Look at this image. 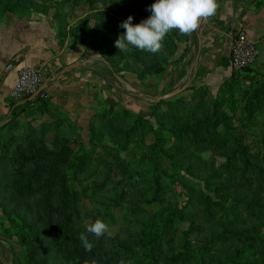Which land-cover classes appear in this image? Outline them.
<instances>
[{"label":"rangeland","instance_id":"374dc122","mask_svg":"<svg viewBox=\"0 0 264 264\" xmlns=\"http://www.w3.org/2000/svg\"><path fill=\"white\" fill-rule=\"evenodd\" d=\"M154 2L0 0V20L48 18L59 43L93 47L114 75L135 78L134 87L125 86L126 96L151 104L143 114L118 106L103 118L92 117L86 129L60 109L40 104L0 124V262L126 264L129 253L139 256L141 229L159 222L165 235L156 264H197L193 258L173 263L170 255L204 242L228 263L264 264V61L246 76L231 69L218 84L154 97L150 76H160L180 57L190 36L173 30L158 54L115 47L124 33L119 25L129 16L133 24L147 19ZM168 94L173 96L163 99ZM138 116L144 122L136 128ZM170 209L183 218L176 212L173 222L160 221ZM12 217L29 229L26 245ZM97 219L108 225L98 239L86 231ZM81 233L94 244L91 252ZM113 252L119 261L107 263Z\"/></svg>","mask_w":264,"mask_h":264},{"label":"crops","instance_id":"0c3cea01","mask_svg":"<svg viewBox=\"0 0 264 264\" xmlns=\"http://www.w3.org/2000/svg\"><path fill=\"white\" fill-rule=\"evenodd\" d=\"M218 4L216 15L202 22L179 49L180 57L176 56L160 76H150L149 81L156 82L154 97L164 90L181 92L227 80L232 71L228 60L230 44L239 30H244L256 43L258 60L264 61V0H218ZM15 54L21 57L22 66L40 72L41 87L45 86L43 98L80 128L86 129L91 118L109 105L114 110L123 106L139 114H143L141 110H150L151 104L143 103L144 107L125 95V86L134 87L133 76L125 72L120 73L121 77L114 75L93 47L59 43L50 20L31 15L0 20V124L10 119L9 93L16 69L6 70V65Z\"/></svg>","mask_w":264,"mask_h":264},{"label":"clouds","instance_id":"9594fccd","mask_svg":"<svg viewBox=\"0 0 264 264\" xmlns=\"http://www.w3.org/2000/svg\"><path fill=\"white\" fill-rule=\"evenodd\" d=\"M218 0H155L147 11L151 15L140 23L133 24V17L129 16L119 26L124 33L115 41V47L121 52H128L132 48L151 54L162 52L165 37L177 30L181 35L191 36L201 23L216 15ZM87 233L97 239L108 231V225L101 219L88 225ZM85 251L91 252L94 244L84 233L79 236ZM84 264H97L95 259L86 260ZM119 264H124L120 261Z\"/></svg>","mask_w":264,"mask_h":264},{"label":"trees","instance_id":"16d2710c","mask_svg":"<svg viewBox=\"0 0 264 264\" xmlns=\"http://www.w3.org/2000/svg\"><path fill=\"white\" fill-rule=\"evenodd\" d=\"M107 61V60H106ZM251 69V68H250ZM250 69H248L247 73H243V72H238L244 76L249 75L250 73ZM136 74V73H135ZM43 94V91L40 92V94L32 101H25L24 103H18L17 101L12 100L10 103V119L11 117H13L18 110H20L21 108H25L27 106H31L34 104H40L42 109H45L46 106L50 105L55 109H58L55 105H52L51 103L48 102V100L44 99L41 95ZM160 104H162V102L160 103H156L154 105H152V109H151V114H155L156 113V109H158V107L160 106ZM114 109V106L111 105L109 108H107V110L103 111L101 114L99 113L94 115V120L97 118H103L107 115H110L112 113ZM10 119L7 121V123L10 121ZM144 122V119L140 116L137 117V121H136V128H139V124H142ZM5 123V124H7ZM92 124V122L90 123ZM149 133L151 134L152 131L150 130ZM155 135V140L157 142V140L160 139V137H158L157 134ZM27 160H34L32 157L28 158ZM39 171L38 172H34L31 176H28L26 178V182L27 184H29L30 181H35L37 180V177L39 176ZM69 191L71 192V194H73V189L71 187H69ZM76 195V194H74ZM71 202H75V201H71ZM178 213V218L182 219L183 216L181 214H179V211L176 210H169L167 213L168 215L164 216L160 215L159 219L160 221L166 222L167 220H169V222H173V220H171V218L175 215V213ZM165 218V219H163ZM11 220L15 221V225L17 226V230H18V238L21 242L22 245H26L27 240L29 238V229H27L25 227V225L19 221L17 218H11ZM169 224V223H168ZM165 235L164 231L162 230V227H160L159 222H154L151 223L148 227H143L140 231V241H139V256L136 257V253H129L127 251H124V253H129V262L126 264H156V260H155V253H157V249L159 248V240L163 238V236ZM213 241V240H212ZM209 243V242H208ZM203 245L200 246H193L191 249L188 248L187 252H184L183 254H177V255H170V259L173 263H178V262H185L188 260V258H193L191 260H195L197 264H203L204 263V259H208L209 261H217L220 262V264H232V263H228V261L217 254L214 253H210L206 247L207 243H201ZM210 244V243H209ZM196 249V250H194ZM106 261L107 263H113L118 262L119 261V252H113V253H109L108 255H106ZM0 264H4L3 262H0ZM17 264H23L18 262ZM256 264V263H255Z\"/></svg>","mask_w":264,"mask_h":264},{"label":"built area","instance_id":"2783aa9c","mask_svg":"<svg viewBox=\"0 0 264 264\" xmlns=\"http://www.w3.org/2000/svg\"><path fill=\"white\" fill-rule=\"evenodd\" d=\"M259 58V48L244 30L237 31L231 40L229 66L236 72L252 68ZM22 59L18 54L9 59L6 70L16 69V78L9 97L18 103H24L34 95L42 84V76L36 69L21 65ZM43 97V94L41 95Z\"/></svg>","mask_w":264,"mask_h":264},{"label":"water","instance_id":"95a60500","mask_svg":"<svg viewBox=\"0 0 264 264\" xmlns=\"http://www.w3.org/2000/svg\"><path fill=\"white\" fill-rule=\"evenodd\" d=\"M247 72H248V70H244V71H243V73H247ZM44 88H45V86L40 87L39 90H38L34 95L30 96V97L27 99V101H32V100H34V99L40 94V92H42V91L44 90ZM171 96H173V94L165 95V96L163 97V99L169 98V97H171Z\"/></svg>","mask_w":264,"mask_h":264}]
</instances>
